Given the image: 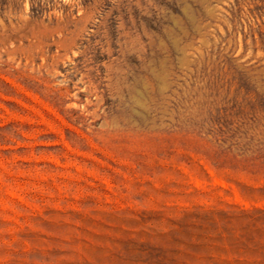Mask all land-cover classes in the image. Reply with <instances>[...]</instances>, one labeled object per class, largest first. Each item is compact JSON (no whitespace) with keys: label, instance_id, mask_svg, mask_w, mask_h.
Masks as SVG:
<instances>
[{"label":"rangeland","instance_id":"374dc122","mask_svg":"<svg viewBox=\"0 0 264 264\" xmlns=\"http://www.w3.org/2000/svg\"><path fill=\"white\" fill-rule=\"evenodd\" d=\"M0 264H264V0H0Z\"/></svg>","mask_w":264,"mask_h":264}]
</instances>
